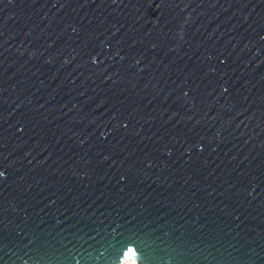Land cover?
I'll return each instance as SVG.
<instances>
[{
    "label": "water",
    "instance_id": "95a60500",
    "mask_svg": "<svg viewBox=\"0 0 264 264\" xmlns=\"http://www.w3.org/2000/svg\"><path fill=\"white\" fill-rule=\"evenodd\" d=\"M264 264V0H0V264Z\"/></svg>",
    "mask_w": 264,
    "mask_h": 264
},
{
    "label": "bare ground",
    "instance_id": "6f19581e",
    "mask_svg": "<svg viewBox=\"0 0 264 264\" xmlns=\"http://www.w3.org/2000/svg\"><path fill=\"white\" fill-rule=\"evenodd\" d=\"M124 264H135L133 259H128L124 262Z\"/></svg>",
    "mask_w": 264,
    "mask_h": 264
}]
</instances>
